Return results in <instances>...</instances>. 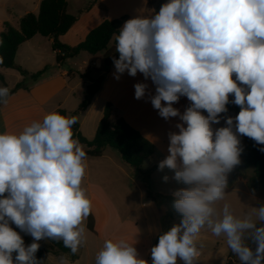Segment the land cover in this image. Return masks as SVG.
Here are the masks:
<instances>
[{
  "label": "clouds",
  "instance_id": "9594fccd",
  "mask_svg": "<svg viewBox=\"0 0 264 264\" xmlns=\"http://www.w3.org/2000/svg\"><path fill=\"white\" fill-rule=\"evenodd\" d=\"M115 40L117 73L150 78L153 107L162 118L183 122L170 134V154L159 164L188 186L173 193L182 219L159 235L151 264H194L200 255L196 237L204 228L223 236L240 264H264V203L243 217L227 203L220 211L215 207L225 198L228 173L240 163L237 134L264 145V0H169L151 17L127 20ZM134 88L136 99L145 96L146 84ZM230 94L240 111L214 131ZM8 96L9 89L0 87V103ZM181 96L191 102L183 114L173 107ZM76 122V116L53 111L19 133H0V264H39L42 239L62 240L78 252L92 202L81 187L87 154L74 138ZM11 224L34 242L26 247ZM95 264L148 261L134 244L109 239Z\"/></svg>",
  "mask_w": 264,
  "mask_h": 264
},
{
  "label": "crops",
  "instance_id": "0c3cea01",
  "mask_svg": "<svg viewBox=\"0 0 264 264\" xmlns=\"http://www.w3.org/2000/svg\"><path fill=\"white\" fill-rule=\"evenodd\" d=\"M87 7L88 5L82 7L81 12ZM68 11L73 15L81 13L80 11L78 14L73 13L69 1ZM158 12L157 5L149 6L148 0H96L59 40L63 44L75 46L106 19L114 20L123 16H128L129 19L137 16L151 17ZM115 37L116 35L112 37L107 50L96 55L82 52L88 57L81 53L68 59L62 66L56 63V53L52 50L55 62H46L39 58L41 62L39 71L47 67L43 77L27 89L22 88L11 94L7 98V103H0V133H19L32 121L42 120L49 112L63 109L67 111L68 116L77 117L78 131L91 141L105 107L110 104L113 120L123 118L155 146L154 156L145 161L140 169L127 165L119 153L110 148L105 149L100 157H87L86 173L81 187L85 186L88 191L92 211L83 222L85 233L79 247V259L74 262L67 260V264H95L97 253L109 239L113 241L124 239L134 244L139 258L146 259L151 264V248L158 243L159 235L170 230L180 218H171V209L167 201L162 198H149L147 191L174 197L175 191L188 187L174 179V170L167 167L159 169L160 162L170 154L168 151L170 134L178 133L176 125L183 122L179 116L166 120L159 115V111L151 103V97L156 94V85L150 78L145 79L139 72L135 77L130 76L127 71L123 74L117 73L113 63L114 58L119 59V53L115 49ZM49 43L52 48V40H49ZM84 74L91 79L102 76L103 82L89 107L85 111L77 112L87 86L91 83L88 78L82 76ZM117 75L119 79L116 78ZM233 79L235 80V74ZM5 83L6 86L0 82V87L9 89L6 80ZM137 83L147 85L145 96L139 100L135 98L134 85ZM79 93L81 96L78 97ZM233 100L234 94H230L229 103L226 105L227 111L220 114V123L211 125L214 131L227 126L228 117L235 118L238 115L230 109L239 107L232 102ZM190 105L187 97L181 96L173 107L183 114ZM237 135L242 144L245 136ZM82 146L85 151L87 147ZM152 168L155 170L146 177L145 173ZM232 172L233 169L228 173L225 198L219 202L225 200L231 202L232 198L243 195L254 201L249 202L251 207H259L264 203L263 190H260L254 179L240 172L231 178ZM165 176L168 177L167 181L164 180ZM89 217L92 219V229L89 228ZM55 264H60V261L55 260Z\"/></svg>",
  "mask_w": 264,
  "mask_h": 264
},
{
  "label": "trees",
  "instance_id": "16d2710c",
  "mask_svg": "<svg viewBox=\"0 0 264 264\" xmlns=\"http://www.w3.org/2000/svg\"><path fill=\"white\" fill-rule=\"evenodd\" d=\"M96 0H92L91 3L83 12L79 15H73L68 11L67 0H41L39 4L38 14L27 13L19 20V27L15 28L10 23H4V30L0 33V69H14L21 73L24 77L22 82L15 85L12 90H9V95L16 92L19 89H27V78L32 82H37L47 71V67L34 74H29L27 70L18 65L15 62L17 51L19 47L33 39L36 35L46 37L52 40V50L56 53V63L59 66L65 64L68 59H72L82 52H86L90 55H96L99 52L105 51L113 36L119 34V30L123 24L129 20L128 16H123L118 19L104 20L96 28L91 30L83 41L75 46H69L63 44L59 39L66 34L78 21L80 15L88 11ZM164 0H148V5H157L158 10L165 4ZM90 80V84L87 86L85 96L81 104L79 105L77 112L85 111L96 94L101 89L103 77L97 79H91L87 74L82 75ZM0 82L5 86V79L0 72ZM8 98V97H7ZM233 112L239 113L240 107H230ZM202 114L207 116V112L201 110ZM59 112L62 115L68 116L67 111L60 109ZM112 108L108 104L105 107L103 117L99 122L96 134L93 140L88 141L78 131V123L76 122L72 126L74 138L78 139L80 144L85 145L87 157L97 158L100 157L105 149L110 148L119 153L122 160L135 169H140L142 164L151 159L155 154V146L143 137L137 130L129 125L123 118L116 120L112 119ZM248 140V144L242 147L241 158L245 167H255V183L264 189V145L257 144L253 139L245 136ZM155 168H152L145 173V176H149ZM147 197L149 198H162L170 206L171 218H180L173 208V202L175 197L163 196L161 194H155L147 191ZM92 219L89 217V228L92 229ZM22 234L19 228L15 229ZM46 242H38L40 247L35 254V257L39 264L42 263L44 253L48 252L54 255L62 254L67 260L74 262L79 259L80 252L72 254L69 248H66L62 240L58 239H44ZM33 240H30L25 244L27 247ZM228 264H231L229 262Z\"/></svg>",
  "mask_w": 264,
  "mask_h": 264
},
{
  "label": "rangeland",
  "instance_id": "374dc122",
  "mask_svg": "<svg viewBox=\"0 0 264 264\" xmlns=\"http://www.w3.org/2000/svg\"><path fill=\"white\" fill-rule=\"evenodd\" d=\"M68 1L70 4V10L73 13L77 12L78 14L82 11V7H86V5L89 6L92 0ZM39 3L40 0H0V33L4 30V23L8 22L13 27L18 28L20 17L24 16L27 13L38 14ZM49 40L50 39L46 37L36 35L33 39L30 40V42L28 41L29 43H23L17 51L15 62L29 71V73H37L39 71V67H41L40 60L46 62H55V58L52 57L53 51ZM82 54L83 56L88 57L86 53ZM39 58L41 59L39 60ZM79 60H81V58ZM49 67L50 65L48 66V68ZM1 72L5 77V80L9 86V90H12L17 82L19 83V81L22 82L24 80V77L21 75V73L14 69H2ZM26 81L28 87L32 83H34L29 78H27ZM79 96H81V93H79L78 97ZM247 144L248 140L245 137V140L243 139L240 147L242 148ZM239 159L240 163L233 168V174L231 178H234L236 176V173L240 172L248 178L254 179L255 167H245L242 163L241 155ZM82 188L85 190L87 195L88 191L86 190L85 186H83ZM260 190H263L262 195L264 196V189L261 188ZM230 201L231 202H229L228 200H225L224 202H217L215 207L218 211H220L223 205L227 203L230 205L231 211L234 215H236L237 217H243L245 214L250 213L252 210L249 202H254L243 195H238L237 198H232ZM180 222L181 219H177V223L175 225H178ZM11 227H13L14 230L17 228L14 224H11ZM21 236L24 240V244H26L30 240H33V238L29 234H26L24 232H22ZM38 242L46 241L42 239ZM196 245L200 251V255L195 259L194 264H228L229 262H231V264H240L238 257L235 256L229 249L225 238L223 236L217 237L213 235L211 230L208 228L202 229L201 232L197 235ZM252 247L254 248L255 245L253 244ZM15 255L16 253H13V257H15ZM62 257L66 258L62 254L54 255L46 252L43 255L42 263L55 264V260L61 261ZM177 264H184V262L178 259Z\"/></svg>",
  "mask_w": 264,
  "mask_h": 264
}]
</instances>
